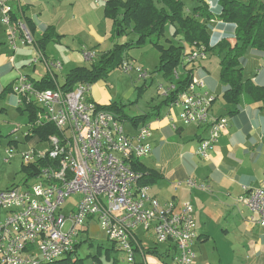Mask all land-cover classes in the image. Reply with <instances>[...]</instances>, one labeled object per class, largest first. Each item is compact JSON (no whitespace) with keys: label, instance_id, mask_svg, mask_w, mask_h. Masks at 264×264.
Returning <instances> with one entry per match:
<instances>
[{"label":"built area","instance_id":"built-area-1","mask_svg":"<svg viewBox=\"0 0 264 264\" xmlns=\"http://www.w3.org/2000/svg\"><path fill=\"white\" fill-rule=\"evenodd\" d=\"M14 15L10 0H0V20L8 44L16 51L33 45L35 38L27 22L15 20ZM84 55L92 60L96 52L85 51ZM208 56L204 44L185 50L171 81L160 86L161 94L167 97L179 90L185 74L190 76L170 106L181 108L184 123L207 128L206 137L196 149L205 161L211 159L219 138L229 126L226 116H211L216 96L206 88L203 79L188 70L190 64ZM48 64L63 68L59 60ZM121 69L128 73L136 71L140 78L149 77L143 67L128 60ZM12 92L38 106L34 126L54 124L59 134L48 136V147L22 153L25 166L46 161L32 177L33 183L0 190V264H52L73 255L84 226L93 218H98L108 240L123 252L125 264H194L198 234L193 204L160 202L151 195L148 185L140 184L143 174L134 169V162L152 152L150 123L127 133L125 121L101 109L91 98L88 83H78L71 91L60 86L39 89L30 77L20 74ZM14 153L15 148L9 147L4 160L8 162ZM185 184L189 188L207 187L192 178ZM73 195H78L77 206L63 211L64 202ZM239 201L258 214V222L264 226V182L260 187L245 188ZM136 231L148 236L154 233L153 244L160 252H147L151 246Z\"/></svg>","mask_w":264,"mask_h":264},{"label":"crops","instance_id":"crops-1","mask_svg":"<svg viewBox=\"0 0 264 264\" xmlns=\"http://www.w3.org/2000/svg\"><path fill=\"white\" fill-rule=\"evenodd\" d=\"M182 1L185 13L193 15L192 10L198 5V0ZM206 2L213 18L208 21L198 15L196 18L206 22L208 26L211 35L210 46L223 39L234 43L236 25L220 19L219 0ZM10 5L18 18L30 20L35 28L33 34L35 43L15 51L7 42L5 28L0 20V144L8 137V143L14 142L16 147L15 154L9 161L17 156L23 163L22 152L25 151L23 144L27 142L30 148L42 150L43 148H38L37 144L46 140L33 133V129L39 126L33 125L30 111L27 109L28 106H35L38 112V106L10 90L19 75L25 74L33 82L51 76L57 86L62 85L66 81L65 79L63 83L59 82L63 68L58 69L49 66L48 63L56 60L67 61L74 64L70 71L76 67H91L102 53L110 50L116 43L132 42L137 39V35L134 32H126L124 35L129 33L135 37L126 42L123 41L124 35H115L114 21L105 15L106 3H97L95 0H10ZM50 29L55 33L53 39L49 41L45 50L41 49L38 41ZM168 32L173 35L172 39H169L170 44L176 45L178 40V45H184L185 50L190 51L189 45L180 40L181 35L177 33L178 25H167L165 34ZM161 42L165 45L163 40ZM149 47L155 48L152 44L139 48L148 52ZM85 51H94L96 56L92 60H87ZM38 56L39 60L34 63L33 60ZM59 56L61 59L56 58ZM215 58L209 55L206 60L188 66V70L203 79L206 88L216 96L211 116H226L229 119V126L219 138L211 159L205 161L196 154L200 141L207 135V128L184 123L180 117L179 106L165 105L160 110V115L148 122L151 125L149 142L152 145V152L139 161L147 168L148 173H152L147 179L152 196L162 203L175 201L180 204L183 201H190L193 204L198 234L194 244L196 253L194 264H264V226L258 222L260 216L239 201V197L245 193V188L260 187L264 182V103L255 101L246 94L241 96L238 103H228L224 98L227 87L220 79V56L218 63ZM126 60L136 67H143L134 62L139 58L132 53L126 54ZM87 62L90 64H86ZM241 64L246 78L252 79L257 85H264V52L249 48ZM69 72L66 73V78ZM129 75L130 82L133 83L129 90L122 94V100L116 102L134 103L132 100L135 98L134 94L137 96L138 88L144 86L147 89L148 79L152 78H140L136 71ZM157 75L163 86L171 81L161 72ZM186 76L187 74L183 79ZM107 77L90 84V96L101 106L115 102L114 100L101 102L107 99L97 87L104 85ZM7 88L9 90L3 94ZM164 98L162 95V100ZM21 114L27 115L24 124L18 122L20 117L18 115ZM125 122L127 133L134 132L136 127L129 121ZM25 126L26 131L23 129ZM18 134L22 137H18ZM7 149L4 151L5 157ZM23 166L25 165L22 164ZM189 178L207 187L189 188L185 184ZM7 188L9 185L5 187ZM85 228L84 226L82 234L86 231ZM138 232L142 234L138 235L143 242V237L149 238L141 231ZM85 241V238H78L76 255ZM144 243L151 247L155 246L152 242ZM103 248L98 247L99 254L96 255L98 260L101 262L103 256L110 264H118L119 261L112 256V250L119 251L114 244ZM121 253L123 256V252ZM121 259L124 261V256ZM152 262L157 263L154 259Z\"/></svg>","mask_w":264,"mask_h":264},{"label":"trees","instance_id":"trees-1","mask_svg":"<svg viewBox=\"0 0 264 264\" xmlns=\"http://www.w3.org/2000/svg\"><path fill=\"white\" fill-rule=\"evenodd\" d=\"M221 5L220 19L236 25L235 41L231 43L223 39L214 46H210L211 35L206 22L198 20L196 15L207 20L213 18L206 0H198V5L192 10L193 15L185 13V5L182 0H108L105 5V15L114 21L115 35L122 36L126 32H134L137 39L132 42L116 43L110 50L100 55L91 67H76L67 75L64 84L59 85L63 90L71 91L78 83L93 84L116 69L121 68L126 60L127 50L139 48L152 44L160 52L157 72L163 73L167 79H172L174 70L179 66L183 57L185 46L162 44V37L165 35L167 25H178V34H182L183 41L189 45L190 51L197 45L204 44L208 52H216L220 56V79L227 89L224 98L228 103H238L243 94L249 95L255 101L264 103V85H257L252 79L244 76L242 58L249 48L264 52V0H219ZM14 19H18L14 15ZM32 34L35 28L30 20H26ZM54 30L50 29L44 37L38 41L41 49L46 48L49 41L53 39ZM59 38L58 35H56ZM190 80L187 75L176 92L165 97L160 104L155 105L150 112L138 115H129L125 112L126 104L123 102H112L107 106H100L113 112L123 121H129L133 126L149 122L153 117L160 115V110L165 105L173 103L179 91ZM39 89H55L56 82L51 76H46L40 81L34 82ZM9 88L3 91L7 92ZM12 90V88H10ZM30 119L34 122L37 109L35 106H28ZM33 133L47 140L51 134H59L54 124H45L33 129ZM46 161L41 160L33 166H23L27 178H32L44 166ZM134 169L140 171L143 177L141 185H149L147 179L152 173L140 163L134 162ZM108 251V250H107ZM150 253L160 252L154 247ZM77 252V251H76ZM108 253V252H107ZM99 254V253H98ZM98 259L96 256L94 257ZM52 264H85L83 258L77 257L76 253Z\"/></svg>","mask_w":264,"mask_h":264},{"label":"rangeland","instance_id":"rangeland-1","mask_svg":"<svg viewBox=\"0 0 264 264\" xmlns=\"http://www.w3.org/2000/svg\"><path fill=\"white\" fill-rule=\"evenodd\" d=\"M172 36H173L172 33L168 32L162 37V40L164 41L165 45L167 46L170 45L171 42L169 41V39H172ZM179 36H180V40L181 39L183 40V37H182L183 35L179 34ZM123 38H124L123 41L126 42V41H130L132 38L134 39L135 37L134 35H131L128 33L124 35ZM178 42L179 41L177 40L176 45H178ZM210 45H211V41H210ZM29 46H32V45H28V47ZM149 48L150 49L148 52H144L141 48H136V47L127 50V53H132L136 57L139 58L138 61L137 60L135 61L133 60V61L135 63L140 64V66L143 65V68L148 72L149 77H152L148 79V85H147L148 90L145 89L144 86L138 88L139 92L137 93V96L136 94H134L135 98L132 100L134 101V103L126 104L124 109H125V112L129 115H138L143 112H147L148 110L151 109V107H154L155 105L160 104L162 100V95L160 93V85L162 84H160L159 77L157 75L158 72L156 70L158 63H159V51L158 49H155L153 47H149ZM209 55L215 56L216 63L219 62L218 54L209 53ZM244 57L245 55L243 56V58ZM56 58L61 59L60 56ZM63 62H64V66L62 69L63 75L62 76L61 74L59 75L60 83H63L65 81L66 73H68L70 69L72 68V66L74 65V64H69L67 61H63ZM86 64H90V63L87 62ZM112 71L109 73V76L104 80V83L105 81L106 83L104 85H100L97 87L98 89L101 90L102 94L107 99V100H101L102 103H106L107 101L110 102L112 100L114 101L122 100L123 98L122 94L127 92L133 83V82H130L131 77L128 72H125L121 68H116ZM144 90H147V91L144 92ZM18 116H20L18 122L21 124H24V122H26L27 115L21 114ZM25 128L26 126L23 127V129L26 131ZM17 136L22 137V135H19V134ZM8 141H9V138L6 137L2 140V143L0 144V189L2 188L5 189V187H8V185L10 187L12 183H13L12 185L14 184L15 185H25L26 183L28 184L33 183L34 180L32 178H27L28 172L22 171L23 163H21L19 157L17 158V156H15L14 159L9 161L10 163L9 162L7 163L6 161H4L5 149L9 147L10 148L13 147L16 149L15 143L12 142L9 144ZM25 143L26 144H23L25 151L22 153H25L29 151L30 149H32L29 147V144L27 142ZM37 147L44 149L48 147V144L42 141L39 144H37ZM77 204H78V195H73L67 198V200L64 202L62 206V210L69 211L73 209L75 206H77ZM98 222H99L98 218H93L92 220L90 219L88 223H86L85 225L86 231L83 234L81 233V235L79 236V239L80 238L86 239V241L82 243V246L80 247L78 254H77L78 257L83 258L85 260V264H110V262L104 259L103 256L101 257L102 259L101 262L98 259L94 258V256L98 255L99 246L104 247L103 249H105L106 247H111L113 244L110 240H108L104 232L100 229ZM136 233H138L140 236L142 235L138 231H136ZM143 238H144V242H148V243L149 242L154 243V241H156L154 233L152 232L149 234L148 239L146 237H143ZM112 256L119 261L118 264H125L124 261L121 259L123 258L124 255L122 256V253L120 251L112 250Z\"/></svg>","mask_w":264,"mask_h":264}]
</instances>
